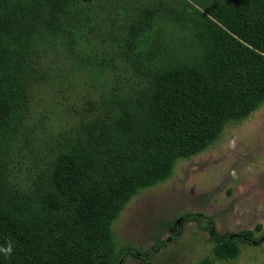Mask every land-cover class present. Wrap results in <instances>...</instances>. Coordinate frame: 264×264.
I'll use <instances>...</instances> for the list:
<instances>
[{"label":"trees","instance_id":"16d2710c","mask_svg":"<svg viewBox=\"0 0 264 264\" xmlns=\"http://www.w3.org/2000/svg\"><path fill=\"white\" fill-rule=\"evenodd\" d=\"M113 1L0 0L1 143L21 146L24 109L12 98L28 78L51 77L45 49L89 70L91 83L107 75L77 127L38 158V190L12 185L13 161L0 158V264H122L156 253L169 240L141 255L116 248L111 224L123 205L264 103V0ZM193 216L209 221L220 258L262 238L219 234Z\"/></svg>","mask_w":264,"mask_h":264},{"label":"rangeland","instance_id":"374dc122","mask_svg":"<svg viewBox=\"0 0 264 264\" xmlns=\"http://www.w3.org/2000/svg\"><path fill=\"white\" fill-rule=\"evenodd\" d=\"M50 50H44L41 66L51 77L28 78L21 94L20 84L12 98L13 106L24 109L17 130L21 146L15 140L0 142V158L8 153L14 164L10 183L29 193L43 167L38 158L77 127L76 112L85 100L97 97L107 76L91 83L89 70L80 74L75 62ZM194 213L209 217L219 234L250 229L253 238L264 235V103L247 117L226 122L214 141L178 158L166 179L140 189L123 205L111 224L117 249L132 246L141 255L159 241L169 243L145 259L128 254L122 264H200L205 259L211 264H264L262 238L240 243L234 258L215 256L210 223L185 217Z\"/></svg>","mask_w":264,"mask_h":264},{"label":"water","instance_id":"95a60500","mask_svg":"<svg viewBox=\"0 0 264 264\" xmlns=\"http://www.w3.org/2000/svg\"><path fill=\"white\" fill-rule=\"evenodd\" d=\"M234 235H236V234H231V236H234ZM262 239H264V235L262 236Z\"/></svg>","mask_w":264,"mask_h":264}]
</instances>
